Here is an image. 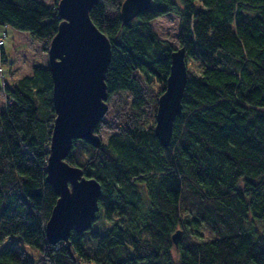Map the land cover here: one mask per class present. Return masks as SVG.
<instances>
[{
    "label": "trees",
    "instance_id": "1",
    "mask_svg": "<svg viewBox=\"0 0 264 264\" xmlns=\"http://www.w3.org/2000/svg\"><path fill=\"white\" fill-rule=\"evenodd\" d=\"M57 1L0 0V25L28 31L46 53ZM122 1L89 11L111 48L101 144L76 138L66 156L100 184L92 226L71 230L69 247L45 236L57 198L45 170L55 113L50 68L34 65L0 86V232L50 264H264V0H151L124 23ZM167 13L178 16L187 71L162 145L153 127L175 47L151 20ZM0 264L34 263L6 245Z\"/></svg>",
    "mask_w": 264,
    "mask_h": 264
},
{
    "label": "water",
    "instance_id": "2",
    "mask_svg": "<svg viewBox=\"0 0 264 264\" xmlns=\"http://www.w3.org/2000/svg\"><path fill=\"white\" fill-rule=\"evenodd\" d=\"M97 0H58L61 18L47 47L52 77V102L55 113L46 162V180L57 194L44 224L49 243L63 241L69 247L71 230L82 232L92 226L99 209L100 184L83 175L66 156L72 141L80 138L97 147L100 136L96 124L108 109L105 71L111 48L107 36L92 22L89 11ZM151 0H123L122 22H128L147 9ZM165 87L157 98L154 133L162 145L172 135L174 118L181 112V96L186 83L185 51L182 46L171 52ZM180 229L172 233L175 245Z\"/></svg>",
    "mask_w": 264,
    "mask_h": 264
},
{
    "label": "rangeland",
    "instance_id": "3",
    "mask_svg": "<svg viewBox=\"0 0 264 264\" xmlns=\"http://www.w3.org/2000/svg\"><path fill=\"white\" fill-rule=\"evenodd\" d=\"M45 3H52L53 0H41ZM178 1V0H177ZM201 6L199 1H196ZM151 24L155 32L160 38L166 39L173 47H179L178 41V16L174 13H167L155 17L151 20ZM0 46H2L5 62L2 63L4 70L0 77V86L4 82L11 84L12 81L31 73L32 67L35 65H48L47 53L41 48V43L33 39L26 30L15 28L11 25H0ZM195 62L190 60L187 62L190 68L197 70ZM5 94L0 93V111L5 106ZM6 245H13L21 249L25 256L30 258L34 264H50L46 261L39 249L24 240L17 234H4L0 232V249ZM173 255L176 257L175 250Z\"/></svg>",
    "mask_w": 264,
    "mask_h": 264
},
{
    "label": "built area",
    "instance_id": "4",
    "mask_svg": "<svg viewBox=\"0 0 264 264\" xmlns=\"http://www.w3.org/2000/svg\"><path fill=\"white\" fill-rule=\"evenodd\" d=\"M1 37H2V35L0 36V41H2V40H1ZM0 43H1V42H0ZM3 72H4V70H3V68H2V63L0 62V77H2Z\"/></svg>",
    "mask_w": 264,
    "mask_h": 264
}]
</instances>
